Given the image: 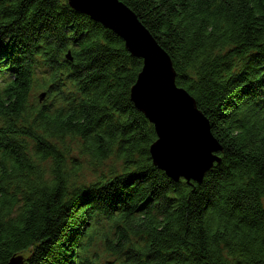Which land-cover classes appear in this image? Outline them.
<instances>
[{"label":"trees","instance_id":"1","mask_svg":"<svg viewBox=\"0 0 264 264\" xmlns=\"http://www.w3.org/2000/svg\"><path fill=\"white\" fill-rule=\"evenodd\" d=\"M120 1L170 55L220 161L200 182L154 165L155 126L130 96L144 60L112 28L68 0H0V264H264V0ZM67 137L119 168L79 186Z\"/></svg>","mask_w":264,"mask_h":264},{"label":"water","instance_id":"2","mask_svg":"<svg viewBox=\"0 0 264 264\" xmlns=\"http://www.w3.org/2000/svg\"><path fill=\"white\" fill-rule=\"evenodd\" d=\"M72 7L112 28L134 56L144 64L130 96L139 111L154 124L157 139L150 146L155 166L173 180L202 181L220 161V142L213 135L206 115L196 100L176 84L170 55L138 16L120 0H69ZM8 264H25L14 256Z\"/></svg>","mask_w":264,"mask_h":264},{"label":"rangeland","instance_id":"3","mask_svg":"<svg viewBox=\"0 0 264 264\" xmlns=\"http://www.w3.org/2000/svg\"><path fill=\"white\" fill-rule=\"evenodd\" d=\"M1 58V57H0ZM64 148L72 150V155L79 157L83 161V170L76 176V183L80 186L97 180L100 177H108L111 175L115 168H119V163L115 161V158L107 160L105 164L99 166H92L87 161V158L80 155L79 145L77 141L71 137H67L63 143ZM29 252L24 253L27 258Z\"/></svg>","mask_w":264,"mask_h":264}]
</instances>
